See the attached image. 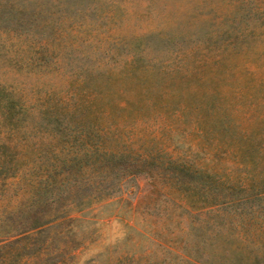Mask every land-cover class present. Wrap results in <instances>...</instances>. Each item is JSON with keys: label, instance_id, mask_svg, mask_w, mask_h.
Segmentation results:
<instances>
[{"label": "rangeland", "instance_id": "obj_1", "mask_svg": "<svg viewBox=\"0 0 264 264\" xmlns=\"http://www.w3.org/2000/svg\"><path fill=\"white\" fill-rule=\"evenodd\" d=\"M101 143L152 156L79 210ZM2 149L0 264H262L264 0H0Z\"/></svg>", "mask_w": 264, "mask_h": 264}, {"label": "trees", "instance_id": "obj_2", "mask_svg": "<svg viewBox=\"0 0 264 264\" xmlns=\"http://www.w3.org/2000/svg\"><path fill=\"white\" fill-rule=\"evenodd\" d=\"M106 112V110L102 111V113ZM131 153V149H109L102 143L99 144L96 149H83L80 153L81 155L83 154L84 160L81 172L91 177L95 175V187L92 189L91 193L82 191L79 198L73 199L79 210L95 202H100L115 196L122 190L129 176L133 175L135 172H142L145 170L143 167L148 163L147 159H150L152 155L141 154L139 156L140 158L135 160ZM93 157L94 159L91 161ZM173 161L174 160L171 159V162ZM17 162V153L10 154L6 149L0 151V172L2 174L5 172L4 175L6 177L16 176L18 173L16 171ZM8 163H10L9 167L6 166ZM74 167L75 165H66V168L62 170L60 175L61 180L55 176L54 180L61 183L69 181L75 172ZM88 181L90 180L88 179ZM84 185V183L80 182L81 188L87 187ZM243 189L244 195L224 201L221 206L231 207V209L240 210L242 213L245 212L246 214L258 212L259 216H262L264 220V191L252 193L247 187H243ZM57 194H60V191H57ZM63 210L65 209L50 215L46 221L33 225L32 229H36V233H42L54 223L59 214L65 212ZM259 246L260 250H263L262 253L258 255L259 262L264 264V244L260 243Z\"/></svg>", "mask_w": 264, "mask_h": 264}]
</instances>
